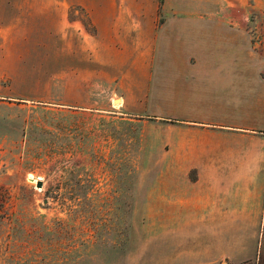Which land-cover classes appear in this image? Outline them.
<instances>
[{"label":"rangeland","instance_id":"1","mask_svg":"<svg viewBox=\"0 0 264 264\" xmlns=\"http://www.w3.org/2000/svg\"><path fill=\"white\" fill-rule=\"evenodd\" d=\"M51 3L0 0V264H264L259 88L224 111L126 112L80 54L85 10ZM235 12L264 53V8ZM184 115L255 130L192 159L209 141Z\"/></svg>","mask_w":264,"mask_h":264},{"label":"crops","instance_id":"2","mask_svg":"<svg viewBox=\"0 0 264 264\" xmlns=\"http://www.w3.org/2000/svg\"><path fill=\"white\" fill-rule=\"evenodd\" d=\"M63 1L65 7L74 3L85 10L88 24L72 23L79 26L80 54L86 63L110 67L120 88L114 103L124 111H224L231 102L241 103L253 87L260 90L257 100L264 111V53L235 12L262 11L264 0ZM59 12L68 15L66 9ZM48 13L56 16V11ZM176 120L184 135L208 139V147L200 146L190 157L197 160L225 155L214 151L215 144L225 143L223 128L240 129L235 137L255 130L189 115Z\"/></svg>","mask_w":264,"mask_h":264},{"label":"water","instance_id":"3","mask_svg":"<svg viewBox=\"0 0 264 264\" xmlns=\"http://www.w3.org/2000/svg\"><path fill=\"white\" fill-rule=\"evenodd\" d=\"M30 180H32V179H30ZM36 187H37V188L42 187V182H41L40 179H36Z\"/></svg>","mask_w":264,"mask_h":264}]
</instances>
